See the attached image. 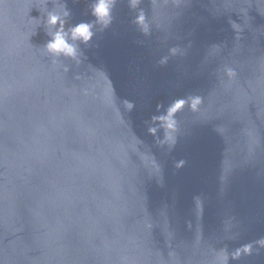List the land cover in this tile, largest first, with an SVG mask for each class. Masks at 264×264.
I'll list each match as a JSON object with an SVG mask.
<instances>
[{"label":"water","instance_id":"95a60500","mask_svg":"<svg viewBox=\"0 0 264 264\" xmlns=\"http://www.w3.org/2000/svg\"><path fill=\"white\" fill-rule=\"evenodd\" d=\"M97 2L0 0V264H264V0Z\"/></svg>","mask_w":264,"mask_h":264},{"label":"clouds","instance_id":"9594fccd","mask_svg":"<svg viewBox=\"0 0 264 264\" xmlns=\"http://www.w3.org/2000/svg\"><path fill=\"white\" fill-rule=\"evenodd\" d=\"M113 0H98L94 5L92 14L96 17L97 22L107 24L110 17V7ZM136 0H133V4ZM39 10V9H37ZM40 11V10H39ZM69 15L67 10H62L57 12L54 10H46L43 17L33 18L41 19L42 26L47 27L50 31L47 35L50 39L44 45L45 51L56 58L61 56L76 59L78 55L77 46L73 43L75 41H80L87 44L93 36L91 31L92 25L89 23H79L72 27L70 30L65 31V20L64 17ZM139 21L143 22V16L141 15ZM231 75V73H229ZM185 101H177L172 105L168 111L167 115H162L159 117L164 123L162 126L166 127L167 130H174L175 121L172 119L174 113H176L180 108L183 107ZM201 103L200 98H193L191 101V108L193 111L196 110L197 106ZM150 132H154V129H149Z\"/></svg>","mask_w":264,"mask_h":264}]
</instances>
